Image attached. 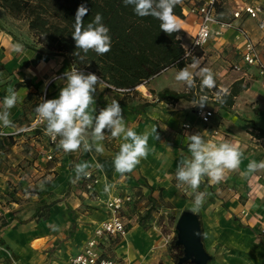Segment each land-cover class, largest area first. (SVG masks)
Listing matches in <instances>:
<instances>
[{"label": "crops", "instance_id": "crops-1", "mask_svg": "<svg viewBox=\"0 0 264 264\" xmlns=\"http://www.w3.org/2000/svg\"><path fill=\"white\" fill-rule=\"evenodd\" d=\"M184 1L189 4L194 0ZM245 1L222 0L219 16L249 32L264 63V31L257 20L246 14L232 18L236 4ZM177 18L187 45L196 30L195 18ZM212 29L218 27L212 25ZM9 30L19 41L0 29V102L8 87L18 92L20 102L10 110V119L24 131L0 135V264H71V258L80 252L95 224L104 219L105 201L126 194H140L146 199L126 204L125 212L134 213L137 222L128 224L126 236L106 244L105 252L125 264H172L165 256L164 237L156 226V216L161 214L156 211L149 214L146 201L152 198L162 211L167 210L165 219L177 211L190 210L194 193L177 188L175 172L180 159L190 156L187 136L196 133L213 143L228 141L243 153L239 169L226 172L221 183L210 184L205 177L203 185L200 184L210 194L196 213L202 242L210 256L208 264H264V236L260 234L264 228V169L244 175L252 160L264 161V136L259 135L264 131V77L259 75L258 66L243 63V42L234 27L221 29L220 36H211L197 67L185 66L194 74L195 87L191 89L175 79L180 70L175 67L129 90L97 88L96 114L116 99L127 127L138 134L156 128L158 138L156 134L150 135L147 158L131 173L123 175L113 166L121 139L107 137L102 141L103 154L94 150L84 152L82 148L65 153L56 146L59 137L54 144L44 131L25 130L36 116L35 108L44 94L46 99L59 97L64 86L63 74L71 66L63 54L51 53L40 45L33 49L23 46L22 52H16L15 44L32 40L26 25L23 34L11 27ZM232 64H239L242 69L235 71ZM202 67L211 69L216 80V88L204 89L203 93L201 78L195 76ZM23 80L29 84L16 86ZM233 87H240L233 104L218 103L215 93L224 88L228 94ZM165 88L188 92L193 100L157 102L156 93ZM203 94L209 97L205 107L213 110L207 125L200 122L193 106V101ZM145 103L148 105L143 107ZM215 130L221 133L214 135ZM83 162L103 165V170L95 167L88 170L99 177L90 194L84 192L81 183L73 182V169ZM106 183L112 186L108 192L104 191Z\"/></svg>", "mask_w": 264, "mask_h": 264}, {"label": "clouds", "instance_id": "clouds-1", "mask_svg": "<svg viewBox=\"0 0 264 264\" xmlns=\"http://www.w3.org/2000/svg\"><path fill=\"white\" fill-rule=\"evenodd\" d=\"M125 6H132L134 13L139 17L151 16L160 21V29L171 35L180 29L178 18L174 15V8L182 0H122ZM89 9L86 4H80L76 14L72 38L80 53L95 52L104 55L111 50L112 39L110 29L103 23V16L96 13L91 22L84 24V17ZM16 52L23 51V45H14ZM83 59V57H81ZM192 67H197L194 58ZM195 76L201 78L200 90L216 88V80L211 69L202 67ZM64 86L59 92V97L54 99H42L35 108V112L41 122L45 124L44 134L51 137L53 141H59L57 148L65 153H72L83 149L84 152L95 151L103 154L102 141L107 137L121 139L119 151L113 158V166L117 173L123 175L131 173L142 159L149 154V137L156 134V128L151 132L137 133L134 129L127 127L123 117V110L116 99H112L105 108L96 114L94 94L97 88L103 91L107 87L105 82L94 73L85 74L77 68L72 67L63 74ZM178 82H183L191 89L195 87L194 74L187 67L178 71L175 76ZM227 89L221 88L215 93L218 103H225L224 97ZM209 97L200 95L199 99L193 101V106L203 108L208 104ZM20 102L18 92L13 87H8L7 94L0 102V129H11L10 132L0 130V135H15L24 131L10 119L11 109ZM107 130L110 135H106ZM157 136V134H156ZM158 138V136H157ZM188 152L190 156L182 157L177 164L175 179L177 186L187 185L194 193L190 211L198 213L206 198L210 195L207 191H198L205 177L210 184H219L225 179L226 172L236 171L241 164L242 151L234 144L224 141L213 143L206 141L199 134L187 136ZM154 151V149H152ZM95 167L103 170V165L88 162L78 163L74 167L75 178L73 182L89 176V169ZM264 169V161L257 163L252 160L244 175ZM43 186V185H41ZM111 185L105 184L104 191L108 192Z\"/></svg>", "mask_w": 264, "mask_h": 264}, {"label": "trees", "instance_id": "trees-1", "mask_svg": "<svg viewBox=\"0 0 264 264\" xmlns=\"http://www.w3.org/2000/svg\"><path fill=\"white\" fill-rule=\"evenodd\" d=\"M86 4L89 11L84 17V24L91 22L96 13L103 16V23L110 29L112 39L111 50L104 55H97L90 51L83 52L80 56L75 55L78 51L72 38L74 31L75 14L80 4ZM182 0L174 8V15L183 18ZM222 0L216 4V17L223 20L219 15ZM0 14L10 18L6 24L0 22V29L12 35L13 39L19 38L9 30L17 21H24L27 35L31 43L22 45L26 49L34 46H42L51 53L63 54L69 65L94 73L105 82L108 87L129 90L140 84H146L151 78L161 72L175 67L182 69L188 64H193L202 56L200 49H195L189 56L185 55L183 47V32L179 29L171 35L160 29V21L151 17L137 16L132 6H125L122 0H0ZM233 18V16H232ZM83 57V59H81ZM23 80L16 86L27 85ZM240 91V87H233L224 97L225 103L233 104V98ZM149 92H155L149 89ZM157 102L174 104L180 99L193 100L188 92H175L165 88L156 93ZM148 105V103H145ZM134 112L138 110L133 109ZM45 124L32 131H44ZM264 136V131L259 132ZM203 185V184H201ZM138 199L134 204L144 201L143 196L135 194ZM154 200L149 198V214L155 211ZM146 206H148L146 204ZM169 207V206H167ZM177 213V212H176ZM174 251V264H177L182 255V248L175 245V237L170 244ZM185 264V263H184Z\"/></svg>", "mask_w": 264, "mask_h": 264}, {"label": "built area", "instance_id": "built-area-1", "mask_svg": "<svg viewBox=\"0 0 264 264\" xmlns=\"http://www.w3.org/2000/svg\"><path fill=\"white\" fill-rule=\"evenodd\" d=\"M219 0H194L192 3H185L182 5L183 17L194 16L196 30L191 35L189 44L185 45L182 41L185 49V55L189 56L195 49H200L202 53L206 45L209 42L211 36H220L221 29L234 27L238 38L243 42L242 44V61L247 65H255L259 68V75L264 77V63L261 62L257 53L254 42L252 41L249 32L240 26H234L232 22H225L218 20L216 17V4ZM242 14H246L247 17L256 19L260 30L264 31V2L260 0H246L242 4H236V9L232 12L234 19L240 18ZM212 25L218 27L217 30L212 29ZM231 68L235 71H240L242 68L239 64H232ZM42 99H46L45 94ZM41 99V100H42ZM195 114L200 119V122L207 125L210 118L213 116V110L207 109L205 106L200 108L196 106ZM43 122L40 121L38 115L32 120L28 128L25 130H34L38 127H42ZM184 128H189L188 124H183ZM221 132L215 130L214 135H218ZM51 143H56L51 137H49ZM48 159L51 156H47ZM87 178H81L78 180L82 184L84 192L90 194L94 186L99 182V177L94 171H89ZM138 197L126 194L124 196H113L108 198L104 203L105 217L104 219L97 222L90 234L86 239L82 249L76 255H74L70 262L71 264H125L121 260L111 257L105 252L106 244L115 238L124 237L127 235L128 224L134 221L137 222L138 217L132 213L127 214L125 211L126 204L135 202ZM155 211L159 214L166 216L162 211L160 204L154 200L153 202ZM246 214V211H242ZM168 214V213H167ZM160 215V216H161ZM134 216V218H133ZM261 236H264V228L260 229ZM9 258L12 260L13 257L9 254Z\"/></svg>", "mask_w": 264, "mask_h": 264}, {"label": "water", "instance_id": "water-1", "mask_svg": "<svg viewBox=\"0 0 264 264\" xmlns=\"http://www.w3.org/2000/svg\"><path fill=\"white\" fill-rule=\"evenodd\" d=\"M175 245L182 248L177 264H208L210 256L202 242L198 215L190 210L182 211L175 224Z\"/></svg>", "mask_w": 264, "mask_h": 264}, {"label": "rangeland", "instance_id": "rangeland-1", "mask_svg": "<svg viewBox=\"0 0 264 264\" xmlns=\"http://www.w3.org/2000/svg\"><path fill=\"white\" fill-rule=\"evenodd\" d=\"M9 21H10L9 17L0 14V22L1 23L6 24ZM15 23L16 24L13 25L11 28L15 29L16 32H20V34H23V32H25V22L24 21H17ZM201 184H203V183H201ZM80 186H82V184H80ZM177 188L179 190H182V191L183 190H186V191L191 190L190 188H188L187 185H182L180 187L177 186ZM206 190H207V187H206ZM198 191H205V189L203 188V186L200 185ZM172 212H173V210H172ZM179 214H180V212H178V211H177V213H172V216L170 218L168 217V219L167 218L165 219V217L163 215L156 216V226L158 227V229L160 230L161 234L164 237L163 242H164L165 248H166L165 256L168 258V260H170V262L172 264H174V258H173L174 251L171 249L170 244L176 235L175 234V224H176V220H177ZM185 264H191V263H185Z\"/></svg>", "mask_w": 264, "mask_h": 264}, {"label": "flooded vegetation", "instance_id": "flooded-vegetation-1", "mask_svg": "<svg viewBox=\"0 0 264 264\" xmlns=\"http://www.w3.org/2000/svg\"><path fill=\"white\" fill-rule=\"evenodd\" d=\"M176 239V238H175Z\"/></svg>", "mask_w": 264, "mask_h": 264}]
</instances>
